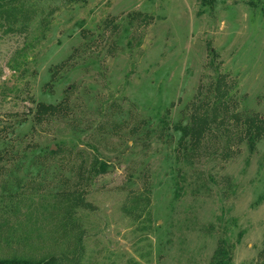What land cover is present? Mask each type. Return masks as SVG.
I'll return each instance as SVG.
<instances>
[{
  "label": "rangeland",
  "instance_id": "obj_1",
  "mask_svg": "<svg viewBox=\"0 0 264 264\" xmlns=\"http://www.w3.org/2000/svg\"><path fill=\"white\" fill-rule=\"evenodd\" d=\"M256 117L264 0H0V258L264 264Z\"/></svg>",
  "mask_w": 264,
  "mask_h": 264
},
{
  "label": "trees",
  "instance_id": "obj_2",
  "mask_svg": "<svg viewBox=\"0 0 264 264\" xmlns=\"http://www.w3.org/2000/svg\"><path fill=\"white\" fill-rule=\"evenodd\" d=\"M216 107V106H214ZM40 108V111L45 112V113H53L57 110L56 106H53V105H40L39 106ZM249 125H248V129H247V135L248 136H253L254 135H258L260 136V132H259V129H258V132H256L258 126L262 123H264V119H261V118H251V120H249ZM250 127H252L256 133H252L253 131L251 130L250 131ZM201 134V133H200ZM200 134H194V133H191V132H185V136L189 138H193L194 142L192 144H196L199 139L197 136H200ZM185 140V139H184ZM192 140V139H191ZM74 204L78 207L82 206V207H90L91 204H89L88 202H86L84 200V198L82 196L78 197L75 199V202ZM226 243L223 242L221 243V245H219V247L217 248V250L215 251L214 253V257L212 259V262L210 264H231V256L228 255V249H226L225 247ZM64 264L63 262H61L60 260H58L57 257L55 256H50L48 257V259L44 260V261H35V260H27V259H22L18 256H14V258L12 259H2L0 258V264ZM66 264V263H65Z\"/></svg>",
  "mask_w": 264,
  "mask_h": 264
},
{
  "label": "water",
  "instance_id": "obj_3",
  "mask_svg": "<svg viewBox=\"0 0 264 264\" xmlns=\"http://www.w3.org/2000/svg\"><path fill=\"white\" fill-rule=\"evenodd\" d=\"M14 264H16V263H14Z\"/></svg>",
  "mask_w": 264,
  "mask_h": 264
}]
</instances>
